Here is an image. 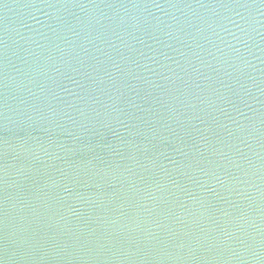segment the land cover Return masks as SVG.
Returning <instances> with one entry per match:
<instances>
[{
    "label": "water",
    "instance_id": "1",
    "mask_svg": "<svg viewBox=\"0 0 264 264\" xmlns=\"http://www.w3.org/2000/svg\"><path fill=\"white\" fill-rule=\"evenodd\" d=\"M3 264H264V0H0Z\"/></svg>",
    "mask_w": 264,
    "mask_h": 264
},
{
    "label": "snow or ice",
    "instance_id": "2",
    "mask_svg": "<svg viewBox=\"0 0 264 264\" xmlns=\"http://www.w3.org/2000/svg\"><path fill=\"white\" fill-rule=\"evenodd\" d=\"M7 238L4 234V228L2 226V221H0V257L4 256L8 252ZM0 264H3L2 259H0Z\"/></svg>",
    "mask_w": 264,
    "mask_h": 264
}]
</instances>
